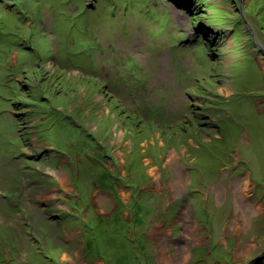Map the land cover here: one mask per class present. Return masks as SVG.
Here are the masks:
<instances>
[{
  "label": "rangeland",
  "instance_id": "obj_1",
  "mask_svg": "<svg viewBox=\"0 0 264 264\" xmlns=\"http://www.w3.org/2000/svg\"><path fill=\"white\" fill-rule=\"evenodd\" d=\"M0 264H264V0H0Z\"/></svg>",
  "mask_w": 264,
  "mask_h": 264
},
{
  "label": "flooded vegetation",
  "instance_id": "obj_2",
  "mask_svg": "<svg viewBox=\"0 0 264 264\" xmlns=\"http://www.w3.org/2000/svg\"><path fill=\"white\" fill-rule=\"evenodd\" d=\"M171 230H172V229H171ZM171 230H169V231H171ZM171 232H172V231H171ZM165 234H166V233H165ZM166 236L169 237V234H167Z\"/></svg>",
  "mask_w": 264,
  "mask_h": 264
},
{
  "label": "trees",
  "instance_id": "obj_3",
  "mask_svg": "<svg viewBox=\"0 0 264 264\" xmlns=\"http://www.w3.org/2000/svg\"><path fill=\"white\" fill-rule=\"evenodd\" d=\"M46 257H48V258H51L49 255H45Z\"/></svg>",
  "mask_w": 264,
  "mask_h": 264
}]
</instances>
